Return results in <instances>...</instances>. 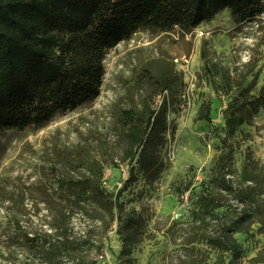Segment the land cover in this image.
<instances>
[{
    "label": "rangeland",
    "instance_id": "374dc122",
    "mask_svg": "<svg viewBox=\"0 0 264 264\" xmlns=\"http://www.w3.org/2000/svg\"><path fill=\"white\" fill-rule=\"evenodd\" d=\"M104 63L101 93L93 101L42 126L0 128V264L38 263L44 247L64 239L70 242L60 252L65 260L117 264L120 191L119 204L143 216L146 234L132 248L135 263L169 264L176 248L171 237L178 236L173 224L189 221L220 153L223 111L258 72L252 94L264 85V13L240 21L224 9L190 31L141 29L109 50ZM164 77L171 81L159 94ZM146 98L166 123L165 139L153 149L158 164L149 171L136 160L123 161L120 123L122 111L141 109ZM207 108L214 131L198 120ZM246 118L249 123L231 136L232 166L238 174L255 171L264 183L263 108ZM92 164L102 177L89 171ZM186 185L189 190L181 191ZM235 237L247 258L264 243L257 222Z\"/></svg>",
    "mask_w": 264,
    "mask_h": 264
},
{
    "label": "trees",
    "instance_id": "16d2710c",
    "mask_svg": "<svg viewBox=\"0 0 264 264\" xmlns=\"http://www.w3.org/2000/svg\"><path fill=\"white\" fill-rule=\"evenodd\" d=\"M224 9L240 21L252 20L264 13V0H0V128L42 126L57 114L96 99L103 86L106 54L139 30L190 31ZM258 76L259 72L239 89L222 113L220 153L209 181L194 197L189 221L173 224L178 236L171 237L176 248L169 264H264V243L247 258L235 237L248 233L255 222L264 231V183L253 170L244 168L238 174L233 169L231 140L249 123L248 112L264 110V85L252 94ZM170 81L165 77L159 81V94ZM198 120L209 123L211 131L217 129L209 108ZM120 123L126 142L123 161L136 160L142 169H153L158 164L153 149L165 139L163 114L146 98L141 109L122 111ZM89 171L103 175L96 164ZM133 172L134 167L130 176ZM187 190L188 185L181 191ZM121 195V191L115 195L122 243L117 264H136L132 248L145 237L143 216L119 204ZM69 246L64 239L59 246L44 247L38 263L23 264H96L83 258L63 259L61 249Z\"/></svg>",
    "mask_w": 264,
    "mask_h": 264
}]
</instances>
